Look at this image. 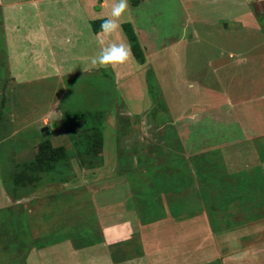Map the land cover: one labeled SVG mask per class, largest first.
<instances>
[{"label": "rangeland", "instance_id": "374dc122", "mask_svg": "<svg viewBox=\"0 0 264 264\" xmlns=\"http://www.w3.org/2000/svg\"><path fill=\"white\" fill-rule=\"evenodd\" d=\"M113 3L0 0V264H26L41 221L94 240L123 192L161 250L139 264H264V0H128L103 38L134 28L144 62L91 68Z\"/></svg>", "mask_w": 264, "mask_h": 264}, {"label": "crops", "instance_id": "0c3cea01", "mask_svg": "<svg viewBox=\"0 0 264 264\" xmlns=\"http://www.w3.org/2000/svg\"><path fill=\"white\" fill-rule=\"evenodd\" d=\"M1 191L2 190H0V208L11 207L12 205L10 202L14 199L5 189ZM114 193L117 195L116 192ZM123 193L126 195H124L125 199H123L121 203L117 204L116 202L107 200L104 201V204L95 206V210H98L100 213H98L99 217L97 219L95 218L94 225L99 228V231L94 240L82 238V235L86 236V234H84V231H81V233L72 234L63 238L55 235L51 240L49 239L46 241V234H52L53 232H45L43 229L46 228V224L41 221L40 224H37L38 227L36 226L34 229L35 232L33 231V233H31L28 228L29 234H32L30 238L33 242L31 246L24 251H17L19 256L21 259L26 260V264H134L135 261L138 263L139 254L148 259L153 258L154 256L152 255L158 257L157 254H159L161 250L158 247L159 245H157V240L149 241V245L152 247L155 246L153 243H156L157 247L155 249L145 250L148 252L147 254L141 253L144 244L142 245L143 240H138L139 234L141 238V233L144 232L143 226L133 222L130 224L128 222L130 220L137 221L139 219L140 213H143L145 210L144 204L140 200L133 202L134 196L131 195V193L128 195L125 192ZM139 210L140 213H138V216L137 212ZM165 218L171 221L168 214L167 217L165 214ZM77 221L73 220L72 224L77 223ZM85 223L86 221L84 220V224ZM86 225H88V223ZM82 228H84V225ZM136 230L140 231L139 234ZM89 232H91V230ZM134 232L137 234L136 238L134 237ZM130 238L133 240H129ZM129 241L132 245L136 246V249L129 250ZM1 242L2 241H0V243ZM168 246H170V244ZM155 251H157V254L151 253ZM15 252L16 250L14 253ZM165 254H169L168 257L165 258L168 264H174L175 257L168 252ZM133 255L138 258H133ZM157 257L156 259L159 261Z\"/></svg>", "mask_w": 264, "mask_h": 264}, {"label": "clouds", "instance_id": "9594fccd", "mask_svg": "<svg viewBox=\"0 0 264 264\" xmlns=\"http://www.w3.org/2000/svg\"><path fill=\"white\" fill-rule=\"evenodd\" d=\"M128 8V0H114L111 7L110 15L102 19L98 33L97 43L100 45L98 54L90 59L91 68L96 66H108V65H118L124 64L128 61L131 56V46L124 43H109L105 45L103 37H109L115 34L119 29H121L120 18L125 14ZM90 68V70H91Z\"/></svg>", "mask_w": 264, "mask_h": 264}, {"label": "trees", "instance_id": "16d2710c", "mask_svg": "<svg viewBox=\"0 0 264 264\" xmlns=\"http://www.w3.org/2000/svg\"><path fill=\"white\" fill-rule=\"evenodd\" d=\"M103 18H106V17H100V18H97V19L92 21L91 24H92V27L95 31L99 32L100 25L102 23ZM130 25L132 26V23ZM131 28H133V26ZM132 30L133 31H131V34H130L132 42L134 41L131 45L132 52L135 55V57H137V59L144 62V55H143L142 50H141V44H140L139 39H138V37H139L138 33L135 32L136 30H134V28ZM44 143H46L48 150H52V151L55 150V148H53V146L51 145L50 140H46Z\"/></svg>", "mask_w": 264, "mask_h": 264}, {"label": "water", "instance_id": "95a60500", "mask_svg": "<svg viewBox=\"0 0 264 264\" xmlns=\"http://www.w3.org/2000/svg\"><path fill=\"white\" fill-rule=\"evenodd\" d=\"M47 127L43 128V130H45Z\"/></svg>", "mask_w": 264, "mask_h": 264}]
</instances>
